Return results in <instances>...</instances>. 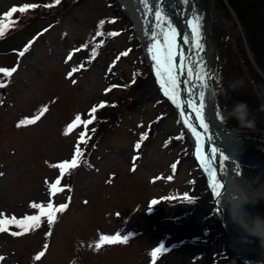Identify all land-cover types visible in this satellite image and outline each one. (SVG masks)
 <instances>
[{"label": "rangeland", "instance_id": "rangeland-1", "mask_svg": "<svg viewBox=\"0 0 264 264\" xmlns=\"http://www.w3.org/2000/svg\"><path fill=\"white\" fill-rule=\"evenodd\" d=\"M74 2L75 4H71L74 9L67 14L64 22L59 26L52 25L53 22L60 20L59 14L49 20L39 18L32 22L35 32L50 27L45 30L44 37L34 45L35 50L32 55L24 57L23 62H20L21 68L19 67L18 72L14 73L13 81L9 86L11 87L15 82L11 87L12 91L11 88L9 91L6 89L5 95L10 92V98L8 106L0 116V174H2L0 175V214L5 212L7 218L11 214L24 215L33 212V207L29 205L32 200L51 201L47 196L48 184L51 180L61 181L58 171L54 169V163H59L61 160L70 161L76 149L77 138L80 136V133L76 134L75 131L69 130V125L76 115H82L80 120L82 121L95 114L91 109L99 101H106L107 98L112 100L120 93L118 91L111 93L107 89L110 87L105 82L104 76H106L107 64L113 60V56L119 50L130 46L132 38L130 33L129 36L125 33L109 42L106 46H111V53L109 55L107 52L104 53L105 46L99 58L101 61L97 64V60L92 63L90 72L75 85L67 76L68 64L64 63L67 51L77 47L88 36L94 25L101 24V21L113 15V8L108 7L110 1ZM17 3L18 0H0V16L3 10ZM193 4L202 24L201 39L204 50H214L209 70L210 79L214 75L216 63L214 32L217 30L214 28V23L219 19L223 25L225 14L220 8L221 5L219 6L215 0H194ZM57 12L59 9L52 14ZM207 16L208 22L205 20ZM33 17L30 15L26 20ZM24 28L25 23L21 27L22 31ZM115 28L124 29L125 26L120 25L119 22L110 27V29ZM20 33L10 38L12 42L10 50L25 49L22 45L31 35L16 41ZM136 35L140 38L139 46L134 48L129 56L128 64L123 63L117 69H123L127 74L123 73L119 78L122 84H129V81L135 77L133 70L141 68L135 67L137 55L143 61L142 67L147 64L145 62L147 58L144 57L145 51L147 52L144 40L141 35ZM63 36L65 38L62 41ZM0 51L8 50L0 49ZM15 58L22 59L17 53L14 56L11 53L9 56H0V69L4 66H13L17 62ZM209 95L214 102L211 83H209ZM3 100H6V97ZM43 109L47 110L42 111ZM157 113L153 104H150L145 114L144 112L125 114L122 123L120 124L119 121V126L109 130L107 136H111L108 138L101 134L102 138L105 137L101 142L105 155H102L98 163L100 172L80 171L74 177L76 184L74 204L71 211L64 212L57 225L46 257L39 263L33 260V254L45 243L42 234L19 240L16 237L13 239L7 235H0V257L7 256L6 264H148L147 250L162 241L165 233L173 236L168 243L200 236L206 238L208 240L206 246L211 253L207 257L203 256L202 259L200 257L201 260L198 257L197 262H192L194 255L197 257L203 254L205 246L186 244L158 264H246V261H250L251 264H264V258L255 262L247 256L243 257L235 253L221 228L215 210V217L208 216L212 212V205L200 185L195 186L205 195L201 201L199 199L200 205L197 208L202 209L200 210L202 215L197 214V210L190 206H180L181 213H188L191 209L194 213H189L185 218L174 222L176 221L174 217L180 213L172 215L167 208L163 211L165 206L163 205L159 213L145 216L147 199L165 195L168 193L167 189L184 188L191 177L187 171L191 163L190 152L186 150L187 144L184 142L180 145L183 153L168 149L171 139L181 133L179 119L176 115L168 117L164 112V118L159 120ZM31 116H34V120L38 122L28 125L30 120L26 123L25 120ZM161 121H163L160 125L162 130L157 136L151 135L143 148L142 154L145 156L141 165L139 164L136 172L130 174L129 160L130 156L136 153L138 144L136 141L141 136V139H144L142 133L150 122H153L152 127H155ZM18 124L20 127H17ZM137 153L141 155V150ZM177 158L182 159L181 172L174 181H169L170 186L165 185L168 183L165 179L153 185L149 183V178L158 173H164L167 179L172 178V164ZM253 167L254 169H250L249 166L234 161L229 163L230 171L226 169V173L229 178L230 175L233 178L234 191L237 188L240 194L239 186H243L247 198L251 200L244 205L251 206L259 215V219L264 222V176L255 166ZM222 198L224 203V195ZM57 200L65 202V198L62 197ZM173 224L179 227L182 225V228L189 225V228L187 227L185 232H178L173 228ZM208 229L212 233H205ZM101 232L108 236H126L129 243L116 247H98L97 238Z\"/></svg>", "mask_w": 264, "mask_h": 264}, {"label": "trees", "instance_id": "trees-1", "mask_svg": "<svg viewBox=\"0 0 264 264\" xmlns=\"http://www.w3.org/2000/svg\"><path fill=\"white\" fill-rule=\"evenodd\" d=\"M74 1L81 0H60V3L57 4L55 0H45L43 2L38 1H25L22 2L25 5H38V7L29 9L27 8L24 12H19L17 16V22L13 25L12 30L2 39H0V49L8 50V51H0L1 56H9L10 45L12 42L10 38L18 33H20L16 41L30 37L25 41L31 38H39L40 35L43 34V31L34 29V24L32 23L34 20L41 18L42 20H49L54 18L55 15H60V20L58 22H53V25H60L63 23L67 14L73 10L71 4H75ZM110 4L113 8V14L119 18L121 17L120 25H124L127 30H130L131 24L129 20L124 16L122 11L120 10L116 0H109ZM231 10L234 11L236 15V19L241 26L242 34L238 31V26L236 21L233 18L229 20V34L226 40H221V35L218 31L214 32V37L216 38V46H217V67H216V76L214 79V90L217 95L219 110L224 119V113L227 110L231 109V107L237 101H244L249 106L251 112V118L254 119V127L252 128H240L237 125L235 120H227L228 124H230V128H236L243 132H250L256 130H264V120H262V116L260 111L264 115V80L257 73L255 68L253 67V63L250 61L247 48L252 52L256 64L260 67L262 71H264V0H226ZM20 2V1H19ZM45 5H51L50 7H46ZM46 9L43 11V9ZM40 9V10H39ZM56 14H52L53 11L58 10ZM66 13V14H65ZM35 14V15H34ZM34 16L31 19L26 18L28 16ZM26 20V21H25ZM25 23V28L22 31L21 27ZM123 30V29H122ZM40 32V33H39ZM97 32L92 30L91 34L85 38L87 42L82 45V54L77 57L78 63L76 66V70H79V75L76 76V79H79L86 69L91 68V64L94 63L91 60V55L89 50H95L96 48L102 51L100 45L92 42V36ZM131 33L132 39H130L131 45L134 48L139 46L137 39L135 38L133 32ZM45 34V33H44ZM46 37V36H45ZM84 40V42H85ZM82 42H80L81 44ZM111 47L104 49V53L107 52ZM107 56L105 55V58ZM135 60V65L142 66V60L138 58ZM77 62V60H76ZM97 62V61H96ZM99 63V62H97ZM96 65V64H95ZM5 70L13 69L11 67H3ZM215 72V73H216ZM135 78L129 81V84H122L120 81V77L117 69H113L107 73L106 81L109 84H119L124 86L123 96L119 99L113 101V99L107 100L106 108L99 114H97V119L95 120L92 128L89 131V137L87 139L86 144L82 146L83 155L81 156L80 166L77 170L72 172L68 176L69 183V193L72 190V187L75 189L74 177L76 174L84 169L86 160L88 155L97 156L96 150L100 147L103 136L101 134L106 135L108 138L111 135H108V132L113 127L119 126V121L121 123L122 118L125 114L130 113H139L144 112L150 104H154L155 108L162 111L165 110V107L169 106L167 99L160 96L159 89L152 77V74L145 67H142L140 71L134 70ZM215 75V74H214ZM11 77H6L3 73L0 75V83L5 84L7 87V83H11ZM214 78V76H213ZM212 78V80H213ZM125 80L127 81V77L125 76ZM237 81H243V86L238 87L236 90H233L230 85ZM4 88V87H3ZM2 88H0L1 90ZM5 103H3L4 105ZM2 105V108H3ZM3 111H1L0 116ZM225 120V119H224ZM95 128L96 131L92 132V129ZM160 126L158 124L155 125L151 129L150 135L157 134L159 132ZM104 132V133H103ZM182 137H185L184 133H180ZM244 136V135H243ZM102 138V139H101ZM244 140L246 143H250V145L254 144H263L264 138L258 134L245 133ZM144 140V139H142ZM184 141V138H183ZM185 142V141H184ZM186 144L188 142H185ZM188 151L190 152V159L192 161L193 153L191 149V145H187ZM181 164V162H180ZM201 190L205 191L203 183L201 182ZM207 200L210 201L209 193L206 192ZM173 228H176L178 232H185L187 227L182 228L179 225H172ZM172 228V227H171ZM50 227L47 224H44V230L35 231V234H42L44 238V242L48 243L47 245L51 248L52 244V232H50ZM50 233V234H49Z\"/></svg>", "mask_w": 264, "mask_h": 264}, {"label": "bare ground", "instance_id": "bare-ground-1", "mask_svg": "<svg viewBox=\"0 0 264 264\" xmlns=\"http://www.w3.org/2000/svg\"><path fill=\"white\" fill-rule=\"evenodd\" d=\"M123 4V7L127 12L124 13V16L135 24V29L138 35H141L144 40L146 49L149 47V40L151 35L150 23L152 22L153 13H150L149 16L137 17L136 13H144L149 9V5L146 0H120ZM194 0H188V3H184L183 0H170L169 3V13L168 20L172 25L177 29V49L176 52L179 53L180 50H183L186 59L185 67H191L193 69V79L191 81L187 80L186 71L184 74H180L177 71L178 76V87L176 89L175 96L170 100L175 104L174 108L176 109L179 117V123L181 124V132L184 133V141L188 142L187 145H191V149L194 150L196 147V139L193 136L192 131L189 128L191 125L197 133L201 135V145L205 155L208 157V163L206 164L203 158H198V161L202 168L206 171V167L210 166L214 170V175L219 185L222 187H217L213 185V174L208 173V185L212 189H219L224 194V203L222 197H216L217 203L215 206L216 217L218 220H223L226 224L227 233H225L228 242L233 246L235 253L242 255L243 257H249L252 261H260L264 258V231L261 228H264V222L259 219V215L256 211L249 205L242 206V214L244 223L247 225V228L242 227L240 224L233 221L229 206L227 205L228 200H236L239 198L240 194L235 191L234 181L232 176L227 175L226 169L230 171L229 163L230 162H239L241 165L249 166L250 169L256 167L259 173H262L264 176V143L257 145L247 144L244 140L246 138L241 133H251L258 134L264 138V130H256L250 132H243L236 128H227L224 127L218 118V107L214 97V102L210 99L209 95V83H212L213 76L209 79V70L210 63L213 59L214 50L207 49L204 50L202 39H200V44L202 45V50L197 52L193 48L191 43V31L186 23L187 20L197 17L195 13V8L193 4ZM219 5V0H215ZM224 4H227L228 9H231L226 0H223ZM187 33L189 35L190 43L185 45L182 41L183 35ZM133 34L137 41L136 33L133 31ZM130 36L133 35L130 33ZM132 39V38H131ZM141 41V40H140ZM142 43V41H141ZM143 44V43H142ZM130 46L131 45L130 42ZM217 46H215L216 54V63L215 70L217 67ZM147 54V52L145 51ZM250 61L254 65L253 57L248 52ZM177 61H179V55H177ZM197 61L202 65L200 67V73H207L204 76L203 81L196 78V69ZM204 93L203 103L204 108L202 109V114L205 123L208 125V131L205 133L204 129L200 126L199 122L196 119V112L188 107V102L191 101L196 108H199L200 105V92ZM170 95V94H169ZM169 98V96H167ZM183 113V115H181ZM246 144V145H245ZM250 145V146H247ZM211 147L217 149L216 159L212 160V153L209 151ZM221 157L224 159L221 160ZM194 158V152H193ZM229 181L231 183H229ZM264 181V180H263ZM262 183V182H261ZM258 184V183H257ZM261 185H259L260 187ZM264 186V185H263ZM263 189V188H262ZM231 192V194H230ZM235 195H234V194ZM223 196V195H222ZM221 199V200H220ZM261 226H257V223ZM256 228V232L254 230ZM229 247V245H228ZM230 250V249H229ZM240 259H238V262ZM256 262V261H255ZM264 263V262H263Z\"/></svg>", "mask_w": 264, "mask_h": 264}, {"label": "snow or ice", "instance_id": "snow-or-ice-1", "mask_svg": "<svg viewBox=\"0 0 264 264\" xmlns=\"http://www.w3.org/2000/svg\"><path fill=\"white\" fill-rule=\"evenodd\" d=\"M55 2L57 4L60 3V0H55ZM184 3H188V0H183ZM46 7H50L51 5H45ZM36 8L38 7V5H26L23 8L20 9H16L13 8L11 10V12L8 13L9 16L12 15V13L16 12L17 10H19L20 12H24L27 10V8ZM155 17H156V27L160 29V34L163 37V43L161 44L160 41H156V43H154L151 47H149L148 51L151 54V59L154 62L153 67L155 69V75L157 78V82L160 84L161 89L164 91V94L166 96H169V98L171 99L175 93H176V89L178 87V76H177V71L182 75L185 73L186 71V75H187V80L191 81L193 79V69L191 67H188L186 69L185 67V63H186V57L184 55L183 50H180L179 53L176 52V49L178 47L177 45V37H178V32L177 29L172 25V23L170 22V20L166 19L163 15H162V11L161 10H157L155 12ZM190 31H191V43L193 48H195L197 50V52L202 50V45L200 44V39L202 36V24L199 21V17H193L190 20L186 21ZM103 24V21H101V25ZM167 25V27L165 28L164 25ZM3 35V32L0 31V36ZM108 35H117L116 33H109ZM153 39L155 40L156 37L154 36ZM182 41L185 45L189 44V35L187 33H185L182 37ZM28 51V48L25 47V49L21 52H19V56H24L25 52ZM177 55H179V61H177ZM202 65H200V63L197 61V69H196V78L203 81L204 76L207 75V73H200V67ZM16 69L13 68L11 70H5V69H0V72H3V74L6 77H11L12 73L15 72ZM76 71V69H73V72ZM69 75L71 76V73H69ZM5 87V84L0 83V88ZM171 92L172 95H169V93ZM203 97H204V93L201 91L200 92V105L199 108H196L195 105H193V103L191 101L188 102V107L192 108L195 112H196V119L199 122L200 126L204 129L205 133L208 131V125L205 123L204 118H203V114H202V109L204 108V103H203ZM175 102V101H173ZM100 107H104L103 104L100 105ZM47 109H43L42 111H46ZM97 111L96 107H93L91 109L92 113H95ZM181 115H183V113H181ZM218 118L220 117V113H217ZM39 117H37L38 119ZM93 119H95V117L93 116L92 119H88L86 121H84V125H85V130H87V125L91 124ZM76 122H80L81 117L79 115H77L75 117ZM23 123V122H22ZM29 123H35V121H29ZM17 127H20V125L18 124ZM69 128H71V125H69ZM190 130L193 133V136L196 139V149H197V154H198V158H203L205 163H208V157L205 155L202 145L200 143L201 141V135L199 133H197L195 131L194 128L191 127V125H189ZM96 129L93 128L92 132H95ZM81 139L83 140L84 136H85V132H81L80 133ZM90 139V137H89ZM137 148H139V144L136 145ZM209 151L212 153V160L216 159V153H217V149L215 147H211L209 149ZM83 152L80 149L79 144H77L76 146V150H75V154L73 156V158L71 159V161H66L63 163H60L59 165H56L57 167H59L60 169V174L61 176L64 175V171L66 168H75L77 166V156H82ZM224 158L221 157V160H223ZM173 168H175V165H173ZM206 171L209 172L210 174H213V185L217 186V187H222V185H219L218 181L215 178L214 175V170L208 166L206 167ZM2 175V174H0ZM60 183V180L57 179L56 183L54 185L51 186V190L54 192L56 190V185H58ZM215 195H219L218 192L215 193ZM70 199V198H69ZM191 202V201H189ZM153 203H155V201H153ZM33 208H40L41 211V215L44 214V209L41 208L40 205H37L35 203H33L31 205ZM48 209L51 210L52 209V204L49 203L47 205ZM65 208H67V204L61 205L60 206V211H63ZM13 221H15V218H12ZM25 220L28 221H33L35 222V224L38 226L39 222H40V216L39 215H33V216H29V217H25ZM9 223V221L7 219H3L0 220V232H5L6 229L3 227L4 224ZM23 222H18V226L20 224H22ZM53 223V216L51 215V213L48 214V224L51 227ZM13 236H17L20 235L21 233L18 232H12L11 233ZM50 234V233H49ZM127 240V237H123V239H121L119 236H115V237H109V236H102L101 237V242L103 241H107L109 243H117V242H124ZM47 247V246H45ZM159 251V249H157L156 251H154L152 253V255L155 257L156 253ZM44 253L41 252L39 254V256L36 257V259H40V256H43ZM3 257H0V260H2Z\"/></svg>", "mask_w": 264, "mask_h": 264}, {"label": "clouds", "instance_id": "clouds-1", "mask_svg": "<svg viewBox=\"0 0 264 264\" xmlns=\"http://www.w3.org/2000/svg\"><path fill=\"white\" fill-rule=\"evenodd\" d=\"M243 86V81H237L230 85L233 90H236L238 87ZM225 122L227 120H235L237 125L240 128H252L254 127V119L251 118V112L249 106L244 101H237L231 109L227 110L226 113L223 114ZM240 196L236 200H228L227 205L229 206L230 214L234 222L240 224L242 227L247 228V225L244 223L243 214H242V206L247 202H251L250 199L247 198V193L244 190L243 186H239ZM261 226L259 222L256 225ZM256 228L254 233L256 232ZM264 231V228H261Z\"/></svg>", "mask_w": 264, "mask_h": 264}, {"label": "water", "instance_id": "water-1", "mask_svg": "<svg viewBox=\"0 0 264 264\" xmlns=\"http://www.w3.org/2000/svg\"><path fill=\"white\" fill-rule=\"evenodd\" d=\"M219 3L222 4V7L225 8V4H224V1L223 0H219Z\"/></svg>", "mask_w": 264, "mask_h": 264}]
</instances>
